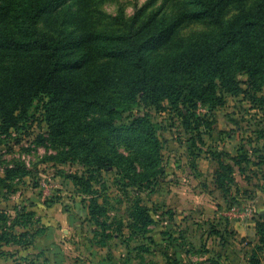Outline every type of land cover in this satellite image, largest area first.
<instances>
[{
	"label": "rangeland",
	"instance_id": "374dc122",
	"mask_svg": "<svg viewBox=\"0 0 264 264\" xmlns=\"http://www.w3.org/2000/svg\"><path fill=\"white\" fill-rule=\"evenodd\" d=\"M258 1L247 0V6L252 7ZM84 3H88L93 24L99 30L123 28L117 19L121 8L127 17L137 16L139 25L157 14L153 29H159L165 21L168 23L184 16L194 7L190 0H68L65 7L70 8L69 16H59L64 8H57L41 17L40 27L50 32L61 27L78 32L73 20L75 16L81 17ZM239 15L240 7L236 3L225 6L226 22H238ZM216 31L217 27L208 19L182 20L170 36L146 49L147 63L156 65L192 43L204 41ZM81 48L76 44L70 58L81 56ZM233 54L237 78L245 88L252 90L247 97L230 96L226 104L216 107L199 102L196 108L192 105L176 108L168 101L154 106L145 104L138 97L132 104H126L127 108L119 107L115 117L118 125L147 116L155 125L160 141V154L154 157L151 145L143 139L130 136L117 139L118 152L137 159L135 165L141 174L138 181L131 179V165L126 158L123 161L116 159V163L102 169L83 165L78 152L50 159L64 148L63 141L60 143L52 135L48 118L54 114L71 126L81 118L84 109L72 103L58 102L52 104V109H47V98L35 99L27 116L20 120L19 128L0 132V178L12 184L10 188L0 185V212L13 217L24 206L36 210L35 219L40 218V222L31 221L30 227L43 226L45 231L34 239L35 248L31 251L43 253L27 254L25 248L18 245H5L3 249L7 253L0 256V264H28V259L45 264L49 254H53L59 263L82 264L78 253L84 252L83 247H87L88 252L101 249L105 251L102 256L107 258L108 245L131 235L132 228L142 220L141 213L146 214V207L156 222L149 226L151 237L131 239L134 252L137 248L147 249L144 252L150 257V250L164 247L160 243V234L182 235L188 231L198 243L202 234L209 233L213 237L227 238L229 250L251 252L257 236L256 225L264 212V161L259 157L264 155V149H260L264 142V131H261L264 130V106L260 107L252 98L255 92L257 96L264 95V69L261 67L264 46L254 35L246 34L235 45ZM10 62L0 60V83L9 73L7 65ZM103 62L107 63V60ZM114 62L111 67L116 65L118 70L126 63ZM239 62L258 64L260 70L254 74L255 83L250 85L249 69L252 66L243 68ZM111 67L90 60L77 70V75L79 81H87L95 90L98 86L94 79L99 77L101 91L118 93L119 88L110 79ZM90 116L94 118V124H97L95 119L100 118V126L104 114L92 109ZM190 116L193 117L192 124L187 125L185 118ZM196 123L199 127H195ZM96 127L95 132H98ZM238 154H247L250 161L241 167L233 166L234 181L225 193L214 184L218 160L221 158L233 164L232 156ZM156 159L157 165L154 164ZM15 166H21L22 170L9 171ZM145 172L151 174H143ZM70 173L84 176V182L67 178ZM93 197L101 209L97 219L102 223L92 219ZM85 259L90 260L87 253Z\"/></svg>",
	"mask_w": 264,
	"mask_h": 264
},
{
	"label": "trees",
	"instance_id": "16d2710c",
	"mask_svg": "<svg viewBox=\"0 0 264 264\" xmlns=\"http://www.w3.org/2000/svg\"><path fill=\"white\" fill-rule=\"evenodd\" d=\"M67 2L68 0H0V60H11L7 65L9 73L0 83V132L19 128L20 120L27 116L30 106L37 98L48 99L47 109H52L54 102L72 103L84 109L81 118L71 126L54 114L48 118L52 135L60 143L63 141L61 145L64 148L60 154L50 156V159L78 152L83 165L102 169L126 158L131 165V179L138 181L141 174L135 165L137 159L120 154L117 139L125 136L143 139L151 145L154 157L160 154V141L156 136L155 125L147 116L118 125L115 117L119 107L127 108L126 104H132L138 97L145 104L154 106L168 101L176 108L181 105L196 108L199 102L216 107L226 104L230 96L247 97L252 91L245 88L244 83L237 78L233 53L237 42L246 34L254 35L256 41L264 46V0H259L252 7L247 6V0H190L194 5L193 9L171 22L165 21L159 29H153L158 20L157 14H152L145 23L139 25L137 16L129 18L121 8L117 19L123 28L116 30L97 29L88 3H84L81 17L75 16L73 20L79 28L78 32L62 27L50 32L40 27L41 17L57 8H64L59 16H69L70 8L65 7ZM230 3H236L240 7L238 22H226L224 19L225 6ZM202 18L208 19L217 27L214 34L204 41L192 43L156 65H148L145 55L148 47L170 36L182 20ZM76 44L82 46L83 54L70 58ZM90 60L94 64H107L110 67L116 63L114 61L126 62L121 70L116 65L111 67L110 79L119 88L118 93L101 91L99 77L94 79L98 86L96 90L87 81H79L77 70H81ZM103 60H107V63ZM238 65L243 68L252 66L249 69L250 85L255 83L254 74L260 70L258 64L239 62ZM261 67L264 69V63ZM252 98L260 107L264 106V95L257 96L255 92ZM92 109L104 114L100 126V118L95 119L97 124L93 123L94 118L90 116ZM185 119L187 125L192 124L193 117ZM96 126L98 132H95ZM195 127H199V123ZM260 149H264V142ZM259 157L264 161V155ZM232 159L234 163L230 164L220 158L219 168L214 176L216 188L225 193L234 181L233 166L241 167L244 162L250 161L247 154H238L232 156ZM157 161L158 159L154 161L155 165L159 163ZM16 170H22L21 166L9 169ZM66 177L77 183L85 180L84 176L72 173ZM0 185L8 188L12 186L1 178ZM88 190L91 191L90 187ZM92 204V219L102 223L97 219L101 209L95 197L92 198ZM145 210L146 214L141 213V222L137 226H131L133 232L130 237L150 236L149 226L155 224L156 220L148 214L149 208L146 207ZM36 214V210H28L26 206L19 208L13 217L0 212V256L7 253L3 249L5 245H18L28 249L34 244V239L43 234V226L36 229L30 227L31 221L40 222V218L35 219ZM17 227L19 230H16ZM256 230L258 242L252 247L249 263L263 264V214ZM30 264L36 262L33 260Z\"/></svg>",
	"mask_w": 264,
	"mask_h": 264
},
{
	"label": "crops",
	"instance_id": "0c3cea01",
	"mask_svg": "<svg viewBox=\"0 0 264 264\" xmlns=\"http://www.w3.org/2000/svg\"><path fill=\"white\" fill-rule=\"evenodd\" d=\"M178 221V220H176ZM181 221V220H180ZM180 223V222H177ZM196 234V233H195ZM257 234V233H256ZM152 236V234H150ZM222 235V234H221ZM134 237H130L127 234L124 238H120L119 242L115 244L108 245V256H102L105 251L101 249L87 251V247H83L84 252L78 253L82 260V264H250L249 259L251 252L242 250H229L227 238L222 236H211L209 233L207 235L203 234L200 236V243H198L195 238L190 234V231L186 234L179 235L174 233L170 234H160V243L164 244L161 249L150 250L149 253L144 252L142 248L131 249L130 242ZM158 239V238H157ZM253 246L257 243L258 237L256 236V241L253 240ZM35 244V243H34ZM35 248L34 245L30 249H23L27 254L32 253H43L41 250L34 251L31 249ZM133 248V247H132ZM252 250V249H251ZM92 251V252H91ZM82 253V254H80ZM86 253L90 260L85 259ZM39 257V256H38ZM48 259L45 264H64L59 263L54 255H46ZM68 259V257H65ZM39 259V258H38ZM50 260V262H49ZM33 260H26V263ZM36 262V260H34ZM20 262V261H19ZM36 264H40L39 262Z\"/></svg>",
	"mask_w": 264,
	"mask_h": 264
},
{
	"label": "water",
	"instance_id": "95a60500",
	"mask_svg": "<svg viewBox=\"0 0 264 264\" xmlns=\"http://www.w3.org/2000/svg\"><path fill=\"white\" fill-rule=\"evenodd\" d=\"M263 215H264V212H263Z\"/></svg>",
	"mask_w": 264,
	"mask_h": 264
}]
</instances>
